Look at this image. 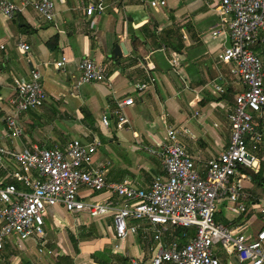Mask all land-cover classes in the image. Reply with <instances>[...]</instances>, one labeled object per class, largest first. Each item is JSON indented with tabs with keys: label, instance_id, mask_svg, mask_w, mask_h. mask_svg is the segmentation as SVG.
Returning a JSON list of instances; mask_svg holds the SVG:
<instances>
[{
	"label": "crops",
	"instance_id": "0c3cea01",
	"mask_svg": "<svg viewBox=\"0 0 264 264\" xmlns=\"http://www.w3.org/2000/svg\"><path fill=\"white\" fill-rule=\"evenodd\" d=\"M10 1L19 10L13 20L0 17L1 146L64 150L73 139L83 143L97 139L101 144L92 164L106 168V182L126 181L140 189L163 174L162 160L147 149H158L165 142L164 116L167 124L185 130L180 140L201 176L208 162L226 150L228 116L243 85L232 75L230 65L218 62L226 40L222 35L211 36L220 22L216 1L164 0V6L154 8L150 2L160 0H102L101 11L89 16L85 10L97 0H56L52 22L23 5L30 0ZM54 36L58 38L56 50L48 45ZM19 42L30 50L21 52ZM119 43L127 54L113 57L112 50ZM252 50L264 67V31L259 32ZM171 52L179 55L178 67L170 63ZM62 57L66 63L58 68L56 62ZM84 59L100 63L106 80L78 84V64ZM32 69L41 75L47 100L41 108L17 116L22 135L10 140L5 119L14 114L10 103L15 93L13 79L29 80ZM137 84H146V88L138 91ZM125 98H132L133 104L121 109L125 123L120 124L115 112ZM103 116L107 126L102 124ZM253 121L262 142L254 149L252 138H246L247 151L256 161L249 168L254 174L261 170L262 179L253 182L242 172L248 166L238 168L233 181L240 184L239 202L247 212H230L223 199L214 215L217 223L250 239L264 231V121L258 115ZM17 170L15 162L0 157V188L8 184L24 188L12 177ZM80 193L83 198L93 196L85 189ZM135 225L136 232L121 240L116 238L111 217L92 219L68 213L62 206L49 208L44 216L45 245L10 238L0 252V264H53L58 255L69 256L73 264H130L136 257L148 260L156 248L152 232L146 224L130 222ZM171 235L169 231L163 234L164 244ZM216 255L220 264H236L219 247Z\"/></svg>",
	"mask_w": 264,
	"mask_h": 264
},
{
	"label": "built area",
	"instance_id": "2783aa9c",
	"mask_svg": "<svg viewBox=\"0 0 264 264\" xmlns=\"http://www.w3.org/2000/svg\"><path fill=\"white\" fill-rule=\"evenodd\" d=\"M101 1L97 0L95 6L89 5L86 14L91 16L94 11H101ZM214 1L218 3L220 22L211 36L222 35L226 40L218 62L230 65L243 91L235 96L233 111L228 116V147L208 162L205 175H200L180 140L185 130L167 124L165 116V142L159 144L158 149H147L162 160L163 174L155 176L146 189L126 181L106 182V168L92 164L101 144L97 139L88 143L73 139L64 150H16L0 145V157L18 165L12 177L27 188V191L18 190L13 184L0 188V252L10 238L18 243L32 240L43 247L44 216L49 208L62 206L68 213L85 214L92 219L111 217L116 238L121 240L136 232L138 226H130L131 221L146 224L156 248L148 260L136 257L130 264H220L217 247L233 256L236 264H264V231L250 239L214 219L217 203L223 199L230 212L236 215L247 212L245 205L239 202L240 184L233 178L239 165L251 167L255 161L247 151L246 138H252L254 149L262 142L253 116H261L264 121V67L252 48L259 32L264 31V0ZM23 5L30 6L47 22H52L56 16V0H30ZM164 5V0L150 2L154 8ZM18 10L14 2L0 0V17L13 20ZM17 48L23 53L30 50V46L21 42ZM65 63L66 58L62 57L56 67L62 68ZM170 63L174 68L179 66L176 52L170 53ZM78 69L81 74L78 84L100 83L107 78L104 67L91 59L81 60ZM144 72L153 82L149 70L146 68ZM13 88L15 93L10 103L14 114L5 119L6 137L10 140L22 135L17 116L41 108L47 100L36 69L30 71L29 80L14 78ZM145 88L146 84L136 85L138 91ZM132 104V98L118 104L115 115L120 124L125 123L121 109ZM101 121L107 126L106 116ZM81 189L93 196L83 198ZM103 193L108 196L94 198ZM261 212L264 213V207ZM177 228H192L193 235L188 237V233L183 232L181 238L164 244L163 234L168 231L172 234Z\"/></svg>",
	"mask_w": 264,
	"mask_h": 264
},
{
	"label": "trees",
	"instance_id": "16d2710c",
	"mask_svg": "<svg viewBox=\"0 0 264 264\" xmlns=\"http://www.w3.org/2000/svg\"><path fill=\"white\" fill-rule=\"evenodd\" d=\"M57 43H58V38L56 36H54V37H52L49 40L48 45L51 46L54 50H56L57 49ZM243 166L244 165H239L238 168L241 169ZM242 172L245 173V174H247L253 182H255V181L257 182V180L262 179V172H261V170H259L258 173L254 174V172L252 170H250L249 167H247V168L244 167V169H242ZM17 189L18 190H22V191H27V188H25V187L24 188L17 187ZM183 232H187L188 233V237H191L193 235V229L192 228H188V229H185V228H177V229H175V231L170 236L169 242L172 239L181 238V234ZM53 264H73V260L69 256H66V255H58V256H56L54 258Z\"/></svg>",
	"mask_w": 264,
	"mask_h": 264
},
{
	"label": "water",
	"instance_id": "95a60500",
	"mask_svg": "<svg viewBox=\"0 0 264 264\" xmlns=\"http://www.w3.org/2000/svg\"><path fill=\"white\" fill-rule=\"evenodd\" d=\"M126 54H127V52L125 50V46L123 43L116 44L112 50V56L113 57L121 58L122 55H126ZM255 163H256V161H254L252 165H254Z\"/></svg>",
	"mask_w": 264,
	"mask_h": 264
},
{
	"label": "rangeland",
	"instance_id": "374dc122",
	"mask_svg": "<svg viewBox=\"0 0 264 264\" xmlns=\"http://www.w3.org/2000/svg\"><path fill=\"white\" fill-rule=\"evenodd\" d=\"M45 224H47V222L45 221ZM218 253V252H217Z\"/></svg>",
	"mask_w": 264,
	"mask_h": 264
}]
</instances>
